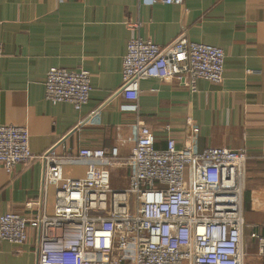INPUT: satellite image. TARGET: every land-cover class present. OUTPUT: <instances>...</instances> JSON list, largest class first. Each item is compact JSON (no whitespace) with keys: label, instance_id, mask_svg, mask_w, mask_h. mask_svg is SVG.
Returning <instances> with one entry per match:
<instances>
[{"label":"crops","instance_id":"0c3cea01","mask_svg":"<svg viewBox=\"0 0 264 264\" xmlns=\"http://www.w3.org/2000/svg\"><path fill=\"white\" fill-rule=\"evenodd\" d=\"M130 20L141 22L142 38L160 45L185 32L225 50L221 83L200 79L193 91L176 79L142 80L138 114L155 134L157 148H165L169 135L182 146L189 132L197 151L246 149L245 262L264 264L251 237L253 231L264 235V0H0V124L26 125L35 155L55 145L61 153L118 145L122 156L129 155L138 114L124 110L130 101L120 90ZM51 67L90 72V99L81 109L45 99ZM46 164L20 162L11 173L0 168V214L33 218L42 208L26 203L41 199L43 211L54 213L55 187L44 185ZM63 166L66 176L82 177L87 163L67 160ZM119 167L128 184L130 167ZM28 232L21 245L0 238V264H38L39 232Z\"/></svg>","mask_w":264,"mask_h":264},{"label":"built area","instance_id":"2783aa9c","mask_svg":"<svg viewBox=\"0 0 264 264\" xmlns=\"http://www.w3.org/2000/svg\"><path fill=\"white\" fill-rule=\"evenodd\" d=\"M156 2L183 0H151ZM126 25L131 35L120 91L130 103L124 110L139 113L140 84L148 78L176 79L193 91L200 79L224 80L223 48L191 40L185 32L160 45L140 36L139 20ZM91 90L87 69L51 67L47 72L45 99L52 103L70 102L81 109ZM134 125V146L122 156L118 145L67 153L57 152L55 145L35 155L26 125L0 124V168L11 173L20 162L43 159L44 185L55 187L52 215L43 211L44 199L27 202L42 211L33 218L0 214V238L21 245L28 228H36L38 264H246V149L209 146L197 151L189 132L182 146L169 135L165 148H157L155 134L139 114ZM67 160L86 162L84 176H66ZM119 165L131 169L123 188L111 183V167ZM251 237L264 257V235L253 231Z\"/></svg>","mask_w":264,"mask_h":264},{"label":"rangeland","instance_id":"374dc122","mask_svg":"<svg viewBox=\"0 0 264 264\" xmlns=\"http://www.w3.org/2000/svg\"><path fill=\"white\" fill-rule=\"evenodd\" d=\"M72 169L77 170V174L79 175H82L84 173V170H79V167L77 165H75V167H72ZM126 178V173L119 166L111 167V183L113 187L123 188L127 186Z\"/></svg>","mask_w":264,"mask_h":264}]
</instances>
